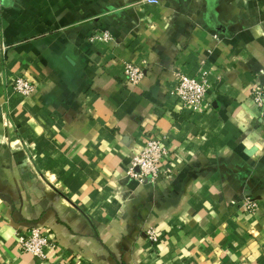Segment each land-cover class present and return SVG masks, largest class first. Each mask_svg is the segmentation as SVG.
<instances>
[{
	"label": "crops",
	"instance_id": "obj_1",
	"mask_svg": "<svg viewBox=\"0 0 264 264\" xmlns=\"http://www.w3.org/2000/svg\"><path fill=\"white\" fill-rule=\"evenodd\" d=\"M260 69L264 0H0V264H264ZM181 74L211 84L199 111ZM152 136L164 173L140 182ZM35 228L43 258L19 243Z\"/></svg>",
	"mask_w": 264,
	"mask_h": 264
},
{
	"label": "built area",
	"instance_id": "obj_2",
	"mask_svg": "<svg viewBox=\"0 0 264 264\" xmlns=\"http://www.w3.org/2000/svg\"><path fill=\"white\" fill-rule=\"evenodd\" d=\"M149 5H159L160 0H141ZM93 39H103L105 42L111 40L108 33L93 36ZM123 73L131 84H138L145 75V67L143 64H134L126 62ZM260 74L264 75V69H260ZM15 90L25 96L34 93L35 86L25 78H18L15 82ZM211 84L206 77L197 79L195 77L181 74L178 83L172 90V94L176 96L184 107L191 111H199L210 89ZM252 99L256 106L264 107V82L257 83L251 89ZM167 150L163 146V139L159 137H150L145 142L142 150L134 154L128 165L127 176L137 179L140 182H149L157 180L164 172L161 171L159 164L166 157ZM244 206L247 210H254L257 202L249 197H245ZM148 238L151 241H158L159 236L153 228L147 230ZM19 243L21 248L33 255L43 258L45 256V248L51 244L46 235L37 228L32 229L27 236L19 235Z\"/></svg>",
	"mask_w": 264,
	"mask_h": 264
}]
</instances>
